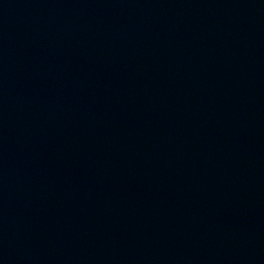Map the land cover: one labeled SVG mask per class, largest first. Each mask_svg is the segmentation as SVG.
Returning a JSON list of instances; mask_svg holds the SVG:
<instances>
[{
    "label": "water",
    "instance_id": "95a60500",
    "mask_svg": "<svg viewBox=\"0 0 264 264\" xmlns=\"http://www.w3.org/2000/svg\"><path fill=\"white\" fill-rule=\"evenodd\" d=\"M0 264H264V0H0Z\"/></svg>",
    "mask_w": 264,
    "mask_h": 264
}]
</instances>
